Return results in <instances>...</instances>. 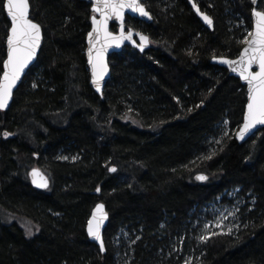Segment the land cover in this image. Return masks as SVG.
<instances>
[{"label": "trees", "instance_id": "1", "mask_svg": "<svg viewBox=\"0 0 264 264\" xmlns=\"http://www.w3.org/2000/svg\"><path fill=\"white\" fill-rule=\"evenodd\" d=\"M195 1L213 30L188 0H142L152 23L128 17L127 25L146 33L152 47L112 55L99 96L85 55L91 4L30 0L44 42L10 108L0 110V264H185L188 257V264H264V128L236 140L246 88L211 62L238 57L253 6ZM3 2L0 67L10 27ZM5 131L12 135L4 138ZM33 168L48 175L47 190L32 186ZM198 173L209 180L197 183ZM234 190L244 200L239 230L202 243L203 209L218 199L234 205ZM99 202L109 213L105 254L86 232ZM2 215L38 230L28 237Z\"/></svg>", "mask_w": 264, "mask_h": 264}, {"label": "snow or ice", "instance_id": "2", "mask_svg": "<svg viewBox=\"0 0 264 264\" xmlns=\"http://www.w3.org/2000/svg\"><path fill=\"white\" fill-rule=\"evenodd\" d=\"M250 2L253 5L257 4V0H250ZM259 3L264 5V0H259ZM2 7L10 19V27L5 38L6 59L2 61V67H0V73H2L0 74V110H5L12 100L13 90L21 81L25 69L36 58L41 47L43 34L41 24L30 18V0H4ZM193 7L207 25H213V19L209 15L201 12L195 4ZM126 11L140 17H146L149 20L152 19L142 0H94L92 8L94 14L91 16L92 30L87 34V56L91 66V82L98 92L101 90V82L109 71L105 58L109 47H120L124 41H130L143 52L150 43L149 37L143 33H137L134 30L125 32ZM113 19L119 21L118 35L109 31V21ZM251 19L254 27L248 30L244 38L239 41L244 47L238 58L213 57L218 59L221 64L227 65L231 72L236 73L247 85L246 112L243 115L242 125L235 134L240 141H244L258 126H264V10H257L254 7ZM134 35L139 36L140 43H136L133 39ZM254 66L258 70L253 71ZM177 102H179L178 98ZM224 123L227 125L228 122L225 121ZM228 134L227 129H225L224 135L227 136ZM2 135L7 138L12 133L5 131ZM221 142L222 140L218 141V143ZM213 155L215 152L203 157V159L210 160ZM109 171L114 173L117 169L112 167ZM30 175L32 183L36 187L49 188V178L40 169L33 168ZM195 178L199 181L208 180V176L204 174H199ZM100 191L99 187L96 188V192ZM238 204L239 201H237ZM239 210V207H234L228 215L221 213L215 218L214 227L213 223L206 222L202 234L197 239L206 243L214 236L232 235L234 228L238 231L239 224H227L225 221L229 219V215L235 218ZM107 219L108 214L105 211V205L100 203L95 206L91 218L87 221V233L98 242L100 252L106 251L102 229ZM215 229L220 231H215ZM28 233L31 235V229H28ZM186 264H188L187 261Z\"/></svg>", "mask_w": 264, "mask_h": 264}, {"label": "water", "instance_id": "3", "mask_svg": "<svg viewBox=\"0 0 264 264\" xmlns=\"http://www.w3.org/2000/svg\"><path fill=\"white\" fill-rule=\"evenodd\" d=\"M84 1H86L87 3H89V4H91V11H92V8H93V6H94V0H84ZM189 1V5L191 6V8L193 9V11L195 12V14L197 15V17L201 20V22L203 23V25L205 26V27H207L208 29H210V30H213V28H214V22H213V25L212 26H209V25H207L204 21H203V19H202V17L198 14V13H196V11H195V8L193 7V4H195L196 6H198L199 7V5L196 3V1L195 0H188ZM252 6H253V8L254 7H256L257 8V10H259V8H258V6H259V0H257V4L256 5H253L252 4ZM200 8V7H199ZM147 9V8H146ZM200 10H201V8H200ZM253 10V9H252ZM201 12H203L202 10H201ZM5 13H6V11H5ZM93 13V12H92ZM203 13H205V12H203ZM94 14V13H93ZM205 14H207V13H205ZM97 15V18L99 19L100 17H99V14L97 13L96 14ZM207 15H209V14H207ZM6 16H7V14H6ZM210 16V15H209ZM128 17H131V18H135V19H138V20H141V21H144L145 23H148V24H150V23H152V21H153V18L152 19H147L146 17H140L139 15H137V14H133V13H131L130 11H126L125 12V32L127 33L129 30H134L135 32H137V33H143V34H145V35H147L146 33H144V32H142V31H139V30H136V29H134V28H131V27H129L128 25H127V18ZM211 17V16H210ZM8 18V17H7ZM30 18H31V5H30ZM212 18V17H211ZM32 19V18H31ZM8 20H9V22H10V19L8 18ZM35 21V20H34ZM36 22V21H35ZM113 25H116V30H113L112 29V26ZM254 27V24H253V21H252V28ZM92 30V25H91V28H90V31ZM89 31V32H90ZM109 31H112L114 34H119V21H117V20H115V19H113V20H110L109 21ZM88 32V33H89ZM42 34H43V29H42ZM148 36V35H147ZM149 37V36H148ZM133 39L136 41V43H140V40H139V36L138 35H134L133 36ZM149 39H150V37H149ZM43 42H44V34H43V40H42V42H41V47H40V49L38 50V52H37V55H36V58L29 64V66L25 69V73H24V75L21 77V81L18 83V85H17V87L13 90V97H12V100L9 102V106H8V108L7 109H5V110H1V111H7L9 108H10V106H11V104H12V101H13V98H14V95H15V92L17 91V89L19 88V86L21 85V83L23 82V79L25 78V76L27 75V73H28V71L36 64V62L38 61V57H39V54H40V51H41V48H42V45H43ZM127 47H131V48H133V49H136V50H138L139 52H141L140 50H139V48H137L134 44H132L130 41H124V43L120 46V47H116V46H112V47H109L108 48V50H107V52H106V56H105V58H106V61H107V63H108V67H109V71H108V73H107V75L104 77V80L101 82V90L98 92L97 90H96V88H95V86L92 84V82H91V85H92V88H93V90L99 95V96H103V92H104V89H105V86H106V84L108 83V81L110 80V78H111V67H110V63H109V60H110V57L112 56V55H114V54H118V53H121L125 48H127ZM152 47V44H151V39H150V43H149V45L144 49V51L143 52H141V53H144L146 50H148V49H150ZM87 51H88V43H87V38H86V51H85V55H86V60H87V63H88V56H87ZM242 51V50H241ZM225 58H227V57H225ZM238 57H236V58H234V59H237ZM228 59H232V58H228ZM211 62H212V64H214V65H218V66H220V67H223V68H225L228 72H229V74H230V76H233V77H236V78H238L239 80H240V82H241V84L246 88V92H247V85H246V82L245 81H243L242 79H240V77L236 74V73H232L231 72V70L228 68V66L227 65H223V64H221L220 62H219V60L218 59H212L211 60ZM88 69H89V72H90V78H91V66L89 65V63H88ZM256 70H258L257 69V67L256 66H254L253 67V71H256ZM247 104V103H246ZM246 112V107H245V111H244V113ZM242 125V124H241ZM264 128V126H258L257 127V129L256 130H253V133H251V134H249L246 138H245V140L244 141H240L239 139H237L236 138V135H235V138H236V140L240 143V144H242V143H245L246 141H248L252 136H254L255 134H257L260 130H262ZM237 132V131H236ZM236 134V133H235ZM39 169V168H38ZM41 170V169H40ZM42 172H44L43 170H41ZM31 173V172H30ZM113 173V172H112ZM199 174H204V175H207V174H205V173H198L197 175H199ZM46 175V174H45ZM196 175V176H197ZM48 176V175H47ZM195 176V177H196ZM208 176V175H207ZM49 178V177H48ZM30 179H31V183H32V177H31V175H30ZM208 180H209V176H208ZM207 180V181H208ZM195 181L197 182V183H205V182H207V181H199V180H197L196 178H195ZM50 179H49V187H50ZM32 186L34 187V188H36V189H38V190H47V189H43V188H38V187H36V185H34L33 183H32ZM100 203H103L104 205H105V203L104 202H99V203H97L96 205H98V204H100ZM95 205V206H96ZM95 208V207H94ZM94 208H93V210H92V212L94 211ZM105 211L107 212V214H108V219L105 221V224H104V228L102 229V234H103V237H104V231H105V229H106V227H107V225H108V222H109V213H108V210H107V207H106V205H105ZM91 212V213H92ZM91 218V215H90V217H89V219ZM86 232H87V227H86ZM87 236H88V238H89V240L92 242V243H94L95 245H97L98 247H99V244H98V242L97 241H95V240H93L89 235H88V233H87ZM102 254H105L106 253V251L105 252H101Z\"/></svg>", "mask_w": 264, "mask_h": 264}, {"label": "rangeland", "instance_id": "4", "mask_svg": "<svg viewBox=\"0 0 264 264\" xmlns=\"http://www.w3.org/2000/svg\"><path fill=\"white\" fill-rule=\"evenodd\" d=\"M228 198L232 199L234 201V205L222 204L219 199L216 202H213V203L206 205V207L203 209V214L201 215L199 221L197 222V226L201 225V227L203 229L204 224L206 222H209V223H213V227H214L215 218H217L221 213L228 215L234 209V207H240L244 202V200L242 198L237 197V191L230 192L228 194ZM237 201H239L238 205H237ZM2 219H4L5 221L7 220L9 222H15L18 225H20V227L24 230L25 234L28 237H33L38 230L37 229L38 226L26 218H20L18 216L7 217L6 215H2ZM237 221H238L237 214H236L235 218H233L229 215V219L227 221H225V223H227V224H238ZM28 229H31V235H29ZM202 229H201L200 234H202ZM235 230L236 229L234 228L233 231H235ZM215 231H220V230L215 229ZM121 238H124L125 242H127V241L129 242L128 237L126 235L122 234ZM175 251L179 252L180 248H175ZM186 261L191 263L192 257L186 258ZM185 264H186V262H185Z\"/></svg>", "mask_w": 264, "mask_h": 264}, {"label": "flooded vegetation", "instance_id": "5", "mask_svg": "<svg viewBox=\"0 0 264 264\" xmlns=\"http://www.w3.org/2000/svg\"><path fill=\"white\" fill-rule=\"evenodd\" d=\"M258 8H259V6H258ZM252 9H253V7H252ZM259 10H261V9H259Z\"/></svg>", "mask_w": 264, "mask_h": 264}]
</instances>
